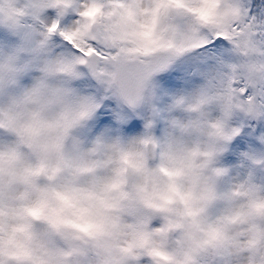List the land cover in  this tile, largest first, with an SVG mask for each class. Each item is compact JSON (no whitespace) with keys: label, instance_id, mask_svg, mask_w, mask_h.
Listing matches in <instances>:
<instances>
[{"label":"clouds","instance_id":"obj_1","mask_svg":"<svg viewBox=\"0 0 264 264\" xmlns=\"http://www.w3.org/2000/svg\"><path fill=\"white\" fill-rule=\"evenodd\" d=\"M125 3L128 30L146 33L127 46L150 44L152 61L176 57L168 44L217 34L227 47L199 85L172 97L160 135L150 81L134 105L115 99L150 106L139 133H94L99 100L77 86L80 57L65 48L34 62L23 42L0 48V264H264V132L237 166L223 162L243 124L264 121V17L249 0ZM84 4L99 11L65 27ZM48 9L41 45L87 24L72 42L83 47L109 19L107 0H0V26L19 32ZM139 59L116 64L117 78Z\"/></svg>","mask_w":264,"mask_h":264},{"label":"snow or ice","instance_id":"obj_2","mask_svg":"<svg viewBox=\"0 0 264 264\" xmlns=\"http://www.w3.org/2000/svg\"><path fill=\"white\" fill-rule=\"evenodd\" d=\"M82 3V0H81ZM109 10L105 15L109 18L108 22L103 24L97 36L93 37L85 46L81 47L79 43L73 46V37L82 35L88 25L76 27L71 32H61L63 38V49L59 52L64 54V49H71L74 54L80 57L81 64L85 65L81 73L82 79L77 81V86L82 90L93 93V100H99L96 106L94 116L99 124L108 123V114L104 112L107 106L106 102L116 99L120 93H123L130 104H135L141 89L150 81L154 74L163 72L174 65L177 60L189 52L198 54L206 52L210 48H217L227 42L226 37L217 34L214 38L206 37L200 40L196 45L188 47L185 45H166L167 48L174 49L176 57L164 60L158 58L155 61L148 59L155 54V48L148 43H137L135 47L127 46L133 37H143L146 35L143 31H129L128 26L135 23V12L129 7L125 0H107ZM264 8V5H259ZM99 11L97 5L84 4V10L79 7L74 9L76 16L94 17ZM251 13H255L250 8ZM116 17V19H112ZM58 25L53 24L48 28L49 32L54 31ZM141 25L140 28H143ZM47 39V37H46ZM140 58L139 65L135 69H129L123 73L119 79L114 71L116 64H127L129 60ZM101 115L104 116L101 119ZM116 116H120L116 112ZM121 117V116H120ZM123 118V117H121Z\"/></svg>","mask_w":264,"mask_h":264},{"label":"rangeland","instance_id":"obj_3","mask_svg":"<svg viewBox=\"0 0 264 264\" xmlns=\"http://www.w3.org/2000/svg\"><path fill=\"white\" fill-rule=\"evenodd\" d=\"M54 15L55 13L50 9L41 11L36 17L27 18L23 28L15 33L0 26V48H11L23 42L34 49V51L30 52V55L35 58L34 62H38L39 58L45 55L55 56L63 49V42L59 36H53L42 45L40 44L42 40L40 33L43 24L49 23ZM76 18L77 16L74 12L69 13L62 23L65 27H70ZM225 44L195 55L186 54L177 60L174 65L170 66L168 70L151 78L156 93L153 103L161 111V117L157 120L154 129L157 135L162 134L165 129L167 106L172 97L187 94L202 82L205 73L214 71L217 59L223 54L222 46ZM106 104L104 112L108 114L109 122L99 124L94 116L91 121V130L94 133H107L116 130L113 122L117 112V102L115 99H111ZM129 111L133 120L135 121L138 118V122H127L129 129L125 132L122 129L120 131L132 135L139 133L143 129L144 124L151 118V109L145 103L135 110L129 108ZM100 118L103 119L104 116L101 115ZM128 118L131 119L130 116ZM262 132H264V121L244 123L240 133L230 142L229 150L223 157L224 164L235 167L239 164L242 152L253 147H262L256 139Z\"/></svg>","mask_w":264,"mask_h":264},{"label":"trees","instance_id":"obj_4","mask_svg":"<svg viewBox=\"0 0 264 264\" xmlns=\"http://www.w3.org/2000/svg\"><path fill=\"white\" fill-rule=\"evenodd\" d=\"M259 5H264V0H249V6H251L255 12H262L261 15L264 17V8L259 7Z\"/></svg>","mask_w":264,"mask_h":264}]
</instances>
